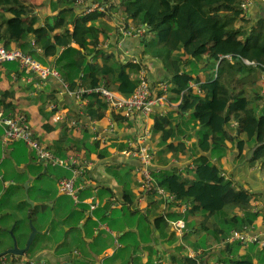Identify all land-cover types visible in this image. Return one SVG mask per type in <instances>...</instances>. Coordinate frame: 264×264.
Wrapping results in <instances>:
<instances>
[{
    "label": "trees",
    "instance_id": "16d2710c",
    "mask_svg": "<svg viewBox=\"0 0 264 264\" xmlns=\"http://www.w3.org/2000/svg\"><path fill=\"white\" fill-rule=\"evenodd\" d=\"M75 2L50 0L47 5H40L31 0H0V43L7 49L15 48L16 43L17 48L40 62L48 56L56 57L57 67L70 90L77 89L84 72L87 76L85 88L104 83L121 95L130 96L139 83L135 77L141 68L139 64L121 62L115 51L106 49H98L94 55L105 60L103 66L88 63L93 52L89 45L97 46L100 33L106 35L112 29L110 22L119 19V14L116 16L114 12L122 7L126 24L149 26L156 41H148L150 48L146 47V54L165 64L171 74L170 81L174 83L170 89L173 99L179 100L182 96L176 123L173 115L154 116L152 130L160 133L161 144L178 156L177 152L185 149L186 141L181 139L177 144L175 141L183 135L195 137L197 151L203 152L226 151L230 149L226 143L232 142L239 156L264 170V84H261L264 76V19L251 25L252 20L242 6L245 0H108L110 5L106 12L95 9L87 13H78ZM99 2L103 3L102 0ZM219 43H222L221 47L210 52L211 46ZM153 44L158 47L151 49ZM57 47L64 48L58 56ZM173 53L179 55L171 58ZM223 55H231L233 60H219ZM202 57L204 61L199 60ZM12 65H0V74L2 70L6 76L13 71L18 74V69ZM200 74L205 78L201 79ZM191 81L196 84V89L190 85ZM39 93L32 96L33 99L42 97ZM15 95L14 88L0 87V104L14 114L23 113L13 102ZM90 95L85 94V97ZM96 96L90 97L84 114L99 121L107 107ZM33 99L32 103L40 107L44 117L43 133L34 132V137L48 149L60 156L80 150L89 156L97 153L103 158L111 154L109 147L116 146V137L111 136L109 145H100L89 125L77 136L75 126L58 123L61 124V136L50 139L49 135L58 128L51 120L52 114L56 113L55 97L48 95L42 101ZM24 114L29 122V113ZM120 119L127 121L124 117ZM77 120L81 123L79 117ZM116 148L121 150V145ZM210 164L196 160L195 179L188 183L199 187L205 194L211 206L208 219L215 216V219L222 220H217L215 229L208 232L211 242L205 243L195 257H185V264L202 263L216 246L220 249L219 263L239 264L242 260L229 258L228 252H237L241 243L228 242L227 238L231 230L253 227L261 211L253 212L256 198H252V194L255 192L229 180L211 183L210 173L217 166L211 168ZM120 166H129L125 170L128 173L134 165L130 162L116 165V176L120 175ZM121 180L124 184L123 177ZM19 224L20 221H16L17 228Z\"/></svg>",
    "mask_w": 264,
    "mask_h": 264
},
{
    "label": "crops",
    "instance_id": "0c3cea01",
    "mask_svg": "<svg viewBox=\"0 0 264 264\" xmlns=\"http://www.w3.org/2000/svg\"><path fill=\"white\" fill-rule=\"evenodd\" d=\"M91 1L99 0H87L85 4L81 5L74 4L78 7L76 11L85 13V9ZM243 8H246L248 18L252 20L251 25H255L258 21L264 19V0H245ZM115 15L118 16V14ZM120 20L114 18L110 22L112 29L106 35L100 33L97 46L89 45L93 52L88 57V63L95 67L103 66L105 60L100 56H94L98 49L115 51L116 57L121 62V57L136 55L146 64L149 78L153 82L154 87L163 80L171 83L170 89L173 88L174 83L166 79V77L170 79L171 74L165 64L151 55H145L147 51L146 42L144 44V41L139 36H127L118 33L119 26L117 23ZM221 45L222 43L215 47L211 46L210 52L217 50ZM14 46L17 48L16 43ZM63 50L64 48L60 47V51L56 55H60ZM171 57L175 58L176 55L173 53ZM56 59L54 56H48L41 63L58 69ZM12 66L17 68L19 73L17 74L16 71H13L10 76H6L5 71L2 70L0 87H12L16 90L15 97H12L13 102L18 105L19 110L16 107L18 111L29 113V123L34 132L43 133L42 124L44 117L42 111L40 107L32 103V96H38L37 94L40 92L39 95L42 97H35L34 99L37 98L38 101H42L48 95L54 96L57 102L54 108L56 111L57 108L66 110V120L63 122L67 126H75L77 136L80 135L81 130L83 132L86 131L87 125H89L95 132L94 138L96 140L97 135H102V138L105 139L104 141L97 140L100 145H109L111 136H115V141L117 142L116 146L109 147L111 154L106 158H99L97 153H91L93 155L89 156L81 150L73 152L83 153L91 160L96 161V164L82 178L85 180V185L88 184L94 189V195L90 196V198H93L92 201L98 202L94 212L100 209L106 216L116 213L117 217L113 221V226L111 227L109 224L105 226L107 232H100L94 220L87 224L88 215L81 217L74 215L71 207L66 203L60 202L57 198L48 197L51 193L47 192L44 182L37 181L34 184L35 186L33 185L35 191L44 190L45 194L43 197L39 195V200L34 202V206H31L30 211L32 212L39 203L45 206L47 202L51 203L49 207H51L53 215H51L49 220H53L52 222L50 221L53 223L57 219L61 224V231H63V238L60 240H58V234H55V236H58L55 248H41L33 258V264H62L68 261L73 264H185V257H195L197 253L203 250L205 243L211 242L212 237L208 235V232H212L211 230L215 229L214 223L217 220H222L220 218L215 219V216H209L210 218L208 219V212L211 210V206L208 204L205 194L201 193L199 187L188 183L189 180L195 179L196 160H200L203 164L212 163L210 164L211 168L215 167V165L217 166V169L210 173L209 181L211 183L229 180L258 194L254 201L253 212L261 211V213L254 226L249 229V233L257 234L259 238H264V170L239 156V152L232 142L226 143L230 148L226 151L216 149L203 152L197 151L195 137L183 135L182 138L179 137L175 141V144L182 139L186 141V147L183 151H178V156H175L166 146L161 144L160 133L153 132L154 116L156 114L173 115L175 123L180 116L178 111L179 100L173 99L174 94L171 91L169 103L158 107L157 113L152 115L147 121L151 135L144 137V142L152 148L153 160L151 164L153 165L151 170L153 183L152 190L146 192L143 185L139 182L140 174L135 170V166L140 163L136 159L119 158L117 155L119 150L116 147L121 145V149H124L128 140H140V132L135 129L129 120L122 121L119 112L117 114V111L107 108L102 120H91L84 114V109L90 102V97L94 95L83 97V104H77L74 96L68 91L70 90L69 87L67 86V90L64 82L60 79L50 77L42 84L36 76H33L31 81H27V76L20 70L19 65L14 63ZM200 77L201 79L205 78L202 74H200ZM80 78L81 82L78 87L82 86L85 88L86 74L84 72L81 73ZM262 80L261 84H264V76H262ZM190 85L194 89L197 88L193 81L190 82ZM111 89L113 90V88ZM101 100L106 104L102 98ZM78 117L81 123H78ZM181 118L185 119L184 117ZM110 121L114 125V132L107 131ZM63 122H53L58 125V128L49 135L50 139L56 140L60 138V126ZM181 127L184 128L183 125ZM0 128V188L8 191L12 186L17 188L26 181H29V186L31 187L32 180L40 179L42 174L46 173V169L44 168L45 170L42 173L40 171L36 172L35 167L39 164L42 165L40 161L25 160L23 157L25 154L19 152L18 149L5 147L3 129L1 126ZM94 138H92V141ZM156 150L158 152L155 154ZM14 152L20 153L22 156L14 155ZM123 162H130L134 165L129 169L130 173L125 171L121 173L122 171L119 170V176L123 177L124 184H122L123 180L120 181V177L114 174L116 165ZM8 165L11 167L9 168ZM102 167L109 173L103 171ZM112 188H115L117 196L115 204L111 201ZM101 189L104 190L103 193L100 192ZM159 189H163L166 195L163 196ZM99 193L106 198L102 204L98 198ZM86 203L88 204V202ZM28 214H30L28 216L30 217L31 213ZM179 220L183 221L185 225L182 233H179L173 226V222ZM79 223L83 225L82 232L79 231L81 229L71 228L72 226L78 228ZM86 224L90 228L85 229ZM15 227L13 226V233ZM205 227H208V230ZM40 230L43 231L44 229ZM76 231L78 232L74 233ZM44 233H48V230L44 231ZM15 237L19 240V245H21L17 234ZM80 242L83 244L82 248L80 250L75 249L73 254L63 252L65 250L60 248V245L65 243ZM102 247L103 249L100 250ZM219 253V246L218 248L216 246L215 250L208 252L203 260L207 261L208 264H222L218 260ZM228 255L229 258L233 257L234 259L242 260L239 264H264V245L260 243L241 244V248L237 252L229 251ZM16 261L21 260L17 258ZM22 262L26 264L27 259L22 260Z\"/></svg>",
    "mask_w": 264,
    "mask_h": 264
},
{
    "label": "built area",
    "instance_id": "2783aa9c",
    "mask_svg": "<svg viewBox=\"0 0 264 264\" xmlns=\"http://www.w3.org/2000/svg\"><path fill=\"white\" fill-rule=\"evenodd\" d=\"M87 0H76L75 4H85ZM103 3L97 1H91L87 5L85 12H90L95 9L106 12L110 3L108 0H103ZM244 6V3L242 4ZM119 26L118 33L127 36H139L143 39H149L151 33L149 32V26L145 24L141 25H128L125 26L121 22L117 23ZM122 62H131L139 64L141 68L135 74V77L139 80V83L130 96H123L112 91L104 83L94 88L78 87L75 90H68V83L62 78L60 71L51 66L43 65L39 60L32 55L22 51L19 48L7 49L0 43V65L5 63H17L20 70L27 76L26 80L31 81L33 76H36L42 84H44L50 77L60 79L64 82L67 90L74 96L77 104H83L85 94H93L102 98L107 105V109H112L120 113V116L129 120L135 129L140 132V140H128L127 146L118 153L119 158H131L136 159L140 164L135 167V170L139 172V182L148 192L152 189L153 176L151 172V164L153 160L152 148L144 142V137L150 136L151 131L148 128V119L157 113V108L169 103L170 97V84L167 81H160L155 87L153 82L149 78L148 68L142 59L136 55H129L127 57H121ZM226 58L232 61L231 55L220 56L219 60ZM249 63L248 61H245ZM217 75V74H216ZM40 89V88H38ZM84 97V98H83ZM182 96L180 97V101ZM57 108V107H56ZM66 110L57 108L56 113L52 116L53 122H63L66 120ZM27 116L24 113L14 114L9 108L0 104V126L3 129V138L6 143L11 141L22 140L31 149H33L40 162L52 165H59L71 172L70 176H66L61 179L59 183L60 191L71 195L77 202V196L75 195V179L80 178L82 181L81 186L85 185V180L82 178L85 173L90 170L96 161L91 160L87 155L83 153H70L67 156H60L48 149L45 145L41 144L34 137V130L28 122ZM110 119V118H109ZM108 132H114V125L110 121L108 124ZM97 140L104 141L102 135H97ZM111 201L113 204L117 202V196L115 188ZM159 192L165 196L163 189H159ZM93 198L86 200L90 206V210L93 211L98 206V202L92 201ZM84 221V220H83ZM175 229L182 233L185 225L184 222L179 220L173 222ZM228 242L238 241L242 245L249 243H260L264 245V238H259L257 234H250L249 228L245 227L241 230H232L227 238Z\"/></svg>",
    "mask_w": 264,
    "mask_h": 264
},
{
    "label": "rangeland",
    "instance_id": "374dc122",
    "mask_svg": "<svg viewBox=\"0 0 264 264\" xmlns=\"http://www.w3.org/2000/svg\"><path fill=\"white\" fill-rule=\"evenodd\" d=\"M50 0H31V2L33 4H44L47 5L49 3ZM115 14H119V18L123 17L126 18V14L123 10V8L121 7V9H119L118 11H116ZM154 40L156 41V37L153 35L152 37H150V40ZM150 40H143L144 44L146 42V47L150 48V44L148 43V41ZM158 47L157 44H153L151 46V49ZM146 54V53H145ZM174 55H179L178 53H174ZM213 56V55H212ZM173 58V57H171ZM200 61H204L205 58H200ZM44 62V61H42ZM14 64V63H13ZM167 80L170 81V79L168 77H166ZM263 80H261L262 82ZM1 130V128H0ZM242 137V135H241ZM5 147H8V149H18L19 152H21L22 154L24 153L25 155H23V157L25 158V160H30L32 159V161H39L35 151L33 149H31L24 141L22 140H17V141H11L8 143H4ZM158 151H155V154ZM14 155H20L22 156L20 153H15ZM8 167L10 168L11 166L8 165ZM46 169V173L42 174V177L40 179H33L32 180V184L31 187L25 186V182L23 183V185L18 186L17 188H15L14 186H12L10 188V190L5 191L4 189L0 188V251L7 248L9 245H12V240L8 235L7 230H9L10 228H12L13 226L15 227L16 221H20L19 227H15L14 232L17 234V236L20 239V244L21 245H25V241L24 239L27 236V232L29 231L30 227V221H32V223L34 224V226L36 227V229L38 230V234L36 235L31 248L29 249V251H27L23 256L18 257V259H20L21 261L24 259H27L28 264H33V258L37 255L38 251L41 250V248L43 247H48V248H55V246L57 245L55 242L57 241L56 239L59 236V239H62V233L63 231H61V224L59 223V221L56 219L54 220L53 223H51L53 220H49L51 218L52 214V210L51 207H48L47 205L45 206L42 203H39L31 212V205L29 203V201L32 202H36L39 200V195L41 197L44 196L45 191L44 190H36L34 189V184L38 181V182H44L46 190L49 189H53L54 183L57 184L58 189L59 190V183L61 181V179L63 177L66 176H70L71 172L59 165H52V164H47L45 165V163H42V165H38L35 167V171L42 173L45 169ZM129 168L128 167H123L120 166L118 167V170H121L123 173L124 171ZM103 171L109 173V171H106L103 167H102ZM8 180V179H7ZM82 181L80 180V178H76L75 179V193H78L77 195V202L75 201V199L71 196L68 195L66 193H59V198H60V202H63L64 204L66 203L69 207H71L73 210H77V207H83L86 208V213L88 215V220H87V224L94 220V222H96V227H98L100 232H107L105 226H107L106 224H109L111 227L113 226V221L114 219L117 217L116 213L111 214L109 216H106L104 214V212L100 211V209H98L97 211L94 212L90 210V206L86 203V200H88L90 198V196L92 197L94 195V189L92 186L86 184L84 186H81ZM34 185V186H33ZM56 190V191H57ZM56 191H54V193H56ZM101 193L104 192V190L101 189L100 191ZM101 193H99L98 198L100 199V203L102 204V202L106 199L104 195H102ZM106 194H108V192H106ZM27 197L29 200H27ZM48 197H54L53 194H50ZM256 198L258 197V194L254 193L252 194V198ZM109 198V197H108ZM65 199V202L63 201ZM46 200V199H45ZM47 201V200H46ZM70 209V208H69ZM28 213H31V216L28 217ZM103 213V214H102ZM262 215V214H261ZM83 216L82 213L79 214V217ZM96 216V217H95ZM30 218V220H28ZM54 218V217H53ZM94 218V219H93ZM97 218V220H96ZM51 221V222H50ZM91 222V223H92ZM105 223V224H103ZM86 224L85 229L90 228L88 225ZM46 225V226H45ZM45 226V227H44ZM9 228V229H8ZM72 229H79L76 226H72ZM40 229H44L43 231H41ZM50 229V230H49ZM48 230V233H44V231ZM80 232H82L83 230H79ZM78 231L74 232L77 233ZM58 234V236H55V234ZM78 241H82V240H78ZM63 245V246H62ZM60 245V248H62L63 252H69L71 254H73L75 249H79L82 248L83 244L80 243H65ZM112 246H114L113 244H111ZM103 247L100 249L102 250ZM59 252V251H58ZM61 253V252H60ZM11 260H15V262L13 264H16V260L17 258L13 257Z\"/></svg>",
    "mask_w": 264,
    "mask_h": 264
},
{
    "label": "water",
    "instance_id": "95a60500",
    "mask_svg": "<svg viewBox=\"0 0 264 264\" xmlns=\"http://www.w3.org/2000/svg\"><path fill=\"white\" fill-rule=\"evenodd\" d=\"M59 51H60V47H57V54L59 53ZM24 184H25V186H28L29 185V181H26ZM76 195H78V193H76ZM27 200H29L28 197H27ZM94 202H95V200H94ZM29 203H30L31 206H34V202L29 201ZM79 211L83 212V210H81V209H79ZM29 215L30 214H28V216ZM29 223H30L31 231L28 234L25 246L24 247H20L18 245L19 244V240L17 239V237H15V235L13 233V227H12L8 231V235H9V237L12 240V245H9L6 250L1 251L0 252V256L6 255V254H11L15 258H18V257L23 256L27 251H29V249L31 248V245H32L36 235L38 234V230L36 229V227L34 226L32 221H30ZM78 228L81 229V230L83 229L82 223H79ZM16 264H25V262L19 261V262H16ZM62 264H73V263L68 261V262H64ZM202 264H208V263H207V261H203Z\"/></svg>",
    "mask_w": 264,
    "mask_h": 264
},
{
    "label": "flooded vegetation",
    "instance_id": "af4514ba",
    "mask_svg": "<svg viewBox=\"0 0 264 264\" xmlns=\"http://www.w3.org/2000/svg\"><path fill=\"white\" fill-rule=\"evenodd\" d=\"M57 189H58V186H57L56 183H54L53 189H52V188H51V189L48 188V190H50L49 192H50L51 194H54V195H53L54 198H57V199L60 200V198H59V194H58L57 192H59V193H65V192L60 191V189H59V190H57ZM56 190H57V191H56ZM54 191H56V193H54ZM47 192H48V191H47ZM63 201L65 202V199H64ZM46 205H48V207H49V206H51V203L47 202ZM79 209L83 210V212H80ZM71 210H72V212H73L74 215H79L80 213H82L84 216L87 215V213H86V208H83V207H77V210H73V209L71 208ZM28 220H29V219H28ZM83 222H85V220H84ZM30 231H31V228L29 227L28 234H29ZM15 235H16V234H15ZM26 240H27V238L25 239V243H26ZM0 242H1V241H0ZM18 245H19V244H18ZM19 246H20V247H24L25 245H19ZM7 248H8V247H7ZM7 248H5V249H3V250H1V251L6 250ZM1 251H0V252H1ZM71 256H73V255H71ZM13 257H14V256L11 255V254H6V255H3V256H0V263H2V264H11V263H14L15 260H11ZM16 262H19V261H16ZM59 264H60V263H59Z\"/></svg>",
    "mask_w": 264,
    "mask_h": 264
},
{
    "label": "clouds",
    "instance_id": "9594fccd",
    "mask_svg": "<svg viewBox=\"0 0 264 264\" xmlns=\"http://www.w3.org/2000/svg\"><path fill=\"white\" fill-rule=\"evenodd\" d=\"M103 1V0H102ZM97 2H99V1H97ZM104 2V1H103ZM99 3H102V2H99ZM87 13V12H86ZM117 19V18H116ZM119 19H121L120 20V22L123 24V25H125V26H128V25H133V24H131V23H129V24H126L125 23V18L123 19V17H120ZM134 26V25H133ZM149 32H150V30H149ZM151 33V37L153 36V33L152 32H150ZM142 40H145V41H147V40H150V38L149 39H143L142 38ZM144 62V61H143ZM171 82V81H170ZM170 84V87H171V83H169ZM80 87V86H79ZM82 87V86H81ZM108 87V86H107ZM110 88V87H109ZM111 89V88H110ZM112 90V89H111ZM112 91H114V90H112ZM169 91H170V89H169ZM115 92V91H114ZM116 93H117V91H116ZM118 94H119V92H118ZM93 95V94H92ZM121 95V94H120ZM100 98V97H99ZM169 99H170V97H169ZM179 101H180V99H179ZM120 116V115H119ZM122 117V116H121ZM123 149H121V150H119V152L118 153H120L121 151H122ZM109 157V156H108ZM99 158H103V157H99ZM42 163V162H41ZM138 166V165H137ZM136 167V166H135ZM151 172H152V170H151ZM152 190V189H151ZM75 195H76V193H75ZM166 195V194H165ZM77 196V195H76ZM164 196V195H163ZM94 202V201H93ZM89 205V204H88ZM199 264H202V263H199Z\"/></svg>",
    "mask_w": 264,
    "mask_h": 264
}]
</instances>
